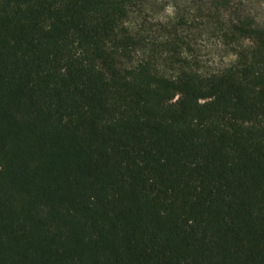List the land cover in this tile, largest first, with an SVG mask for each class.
I'll return each mask as SVG.
<instances>
[{
    "label": "trees",
    "instance_id": "obj_1",
    "mask_svg": "<svg viewBox=\"0 0 264 264\" xmlns=\"http://www.w3.org/2000/svg\"><path fill=\"white\" fill-rule=\"evenodd\" d=\"M0 264H264V5L0 0Z\"/></svg>",
    "mask_w": 264,
    "mask_h": 264
},
{
    "label": "rangeland",
    "instance_id": "obj_2",
    "mask_svg": "<svg viewBox=\"0 0 264 264\" xmlns=\"http://www.w3.org/2000/svg\"><path fill=\"white\" fill-rule=\"evenodd\" d=\"M258 1H260V3L264 5V0H258ZM168 8H169V9H167L168 12H171V10H172L173 7L169 4V7Z\"/></svg>",
    "mask_w": 264,
    "mask_h": 264
}]
</instances>
